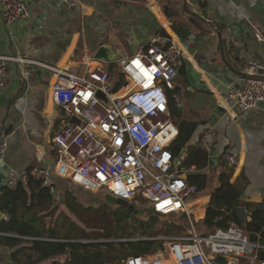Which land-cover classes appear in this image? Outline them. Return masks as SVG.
I'll list each match as a JSON object with an SVG mask.
<instances>
[{
	"label": "crops",
	"instance_id": "1",
	"mask_svg": "<svg viewBox=\"0 0 264 264\" xmlns=\"http://www.w3.org/2000/svg\"><path fill=\"white\" fill-rule=\"evenodd\" d=\"M26 1L31 8V16L27 19L5 24L4 16L0 11V54L23 56L76 73L83 72L85 61L89 60L92 66L100 61L105 62V66L114 73L116 71L114 60L109 62L94 60L95 53L101 45H110L115 50L119 49L120 55L125 56L138 53L142 46L156 37L165 38L168 42L173 41L184 52L180 58L176 81L179 77H185L184 86L179 87L178 94H173L174 101L187 118L201 121L193 135V137L198 135V140L194 144L199 146L201 138L207 135L213 152L218 151L220 155L233 154L235 163L225 165L235 167L234 178L243 173L246 187L241 196L242 201L264 203V102L258 108L243 111L226 96V82L241 76L234 74L225 65L217 37V30L221 29L223 37L228 39L229 43L237 41L244 45L239 54L241 59L236 60L241 71L246 72L249 58L264 62V41H260L250 27V23H255L264 32V0H163L165 4L158 0H83L84 4L80 10H85L86 14L81 13L80 10L61 8L57 1ZM129 3L132 5L129 6ZM136 3H140L139 6H136ZM190 11L200 14L211 25L193 18ZM190 19L193 23H190ZM173 23L178 25L177 29L173 27ZM180 25L188 27L193 34L187 43H182L179 36ZM161 28L168 32L169 38L161 35L159 32ZM91 51L94 52V56L89 54ZM231 57L235 59L233 53ZM40 69L44 68L37 64L10 63L8 84L6 88L0 89V142L7 141L5 152L0 154V177L5 178L0 197L7 189L16 191L23 187L28 201L18 207L17 218L21 227L38 235L29 236L0 231V264H18L14 260V253L20 246H31L30 240L33 239L70 242L76 240L64 239L56 234H54L55 238H50L51 234L44 237L45 231L42 228L44 222L53 219V211L50 213L46 209L49 204L61 206L67 202L71 203L69 199H73V192L76 189L69 184V181L73 185L79 184L73 183L70 179L57 178L55 193H51L36 181L20 184L15 189L7 186L12 171H23L54 163L57 156L53 142L54 134L60 126L68 123L65 113L52 100L53 74L45 69L49 71V75H37L36 72ZM24 70L31 73L27 79L23 76ZM190 70L200 73V80L203 81L204 86L199 87L192 83L198 79L189 72ZM176 81L175 85L178 87ZM174 95L179 97V102L175 100ZM180 155H184L186 161V152L181 151L177 156ZM210 159L212 160V157ZM221 163L224 162H219L217 159L213 165L209 163L208 193L204 194L206 189L189 200L194 226L196 219H204L206 216L211 196L210 188L213 190L219 187L218 175L223 169ZM7 168H11L10 173L7 172ZM187 168L191 169L187 175L190 181L191 176L200 173L195 167ZM192 172L196 173L191 175ZM206 172L207 169L204 170V173ZM82 197L86 196L82 195ZM196 206L201 208L202 212L204 209V214L199 218L195 214L196 210L198 211V208L195 210ZM244 208L245 218L248 219V209ZM181 215L186 216V231L184 227L181 233L164 236H178L188 232V216L177 214V216ZM10 219V213L0 208V225ZM113 219L115 228L118 226L123 236L104 238H127L123 234L127 231V229L123 231L124 223L128 220L127 213L124 212ZM135 223H138V220ZM47 228L49 229L50 226L47 225ZM216 229H207L202 233L196 228L201 235H208ZM244 232L248 235L246 231ZM257 236V240H260V236ZM10 237L21 238L20 244L13 246L8 240ZM138 237L145 236L129 238ZM109 243L113 242L106 243L103 248ZM98 245L89 246L90 249H95L94 246L98 247ZM263 251L264 249L258 250L255 261L250 258L245 259L250 264H264V261H260V253ZM32 253L34 259L37 258L36 252L29 248L21 252L19 258L28 261L27 257ZM58 259L63 262L65 256ZM51 261V259H43L35 264H49Z\"/></svg>",
	"mask_w": 264,
	"mask_h": 264
},
{
	"label": "built area",
	"instance_id": "2",
	"mask_svg": "<svg viewBox=\"0 0 264 264\" xmlns=\"http://www.w3.org/2000/svg\"><path fill=\"white\" fill-rule=\"evenodd\" d=\"M49 1L76 11L84 4L83 0ZM0 11L8 24L31 16L26 0H0ZM250 27L264 41V32L255 23ZM183 55L173 41L156 37L138 53L115 58L114 73L102 62L92 66L89 60L84 62L83 72L76 73L23 56L0 54V89L8 84L10 63L40 65L53 74L52 100L68 118L53 137L57 150L54 163L12 171L7 186L15 189L36 181L55 193L56 179L65 178L92 191L105 189L136 209L146 208L162 217L188 216L189 230L183 235L77 240L99 244L100 248L108 242L164 241L158 250L161 254L130 255L122 264H222L217 260L219 256L226 259V264H239L241 258L255 261L264 243L251 240L241 228L230 225L201 235L194 226L189 200L197 195L198 187L187 177L191 169L184 166V155L174 152L179 130L168 94L176 87ZM246 72L264 77V62L249 58ZM22 73L26 79L31 74L28 70ZM226 96L243 111L258 108L264 102V80L234 77L226 82ZM199 146L219 162L235 163L233 154H214L207 135ZM6 147V140L0 142V154Z\"/></svg>",
	"mask_w": 264,
	"mask_h": 264
},
{
	"label": "trees",
	"instance_id": "3",
	"mask_svg": "<svg viewBox=\"0 0 264 264\" xmlns=\"http://www.w3.org/2000/svg\"><path fill=\"white\" fill-rule=\"evenodd\" d=\"M175 29L178 25L173 23ZM159 32L162 36L169 38L168 32L161 28ZM179 87H175L174 90H170V109L174 118V122L178 127L179 134L175 142V153L179 155L182 149L186 152V161L184 166L195 167L200 173L191 176V181L197 185L198 193L203 192L208 188V170L210 163V155L202 150L199 146L192 143V137L200 125L201 121L198 119H190L185 116L184 111L179 109L177 103H175L173 94H178ZM222 170L218 175L219 187L211 190L210 200L207 205L206 216L203 219L204 226L208 230L216 229L218 227L226 228L231 224H236L240 228L244 229L250 236L251 240H257L260 236V240L264 243V203L243 202L241 196L245 190L246 185L243 182V173L237 178H234L235 167L225 165L221 163ZM207 172L204 173V170ZM44 189L42 188V191ZM28 201V196L23 187L18 188L16 191L5 190L0 197V208L7 210L11 219L5 224L0 225V231L13 232L20 235L38 236L36 233H30L20 226V221L17 218V209L21 205H25ZM244 206L248 209L249 218L241 219L238 208ZM220 217L218 220L217 218ZM182 219H186L185 215L177 217L180 222ZM181 223V222H180ZM178 222L169 223V231L171 234L181 233L184 230V226ZM113 231H110V233ZM124 232L123 234H125ZM123 236V235H119ZM134 236L133 234L130 236ZM54 234H51L52 238ZM106 237H112L111 234ZM21 238L10 237L8 240L13 246L20 244ZM64 239H71L64 237ZM31 246H20L14 253V260L18 264H35L43 259H51L49 264H122L123 260L130 255H138L142 253H154L163 248V242L159 240H147L140 239L136 241L121 242V243H109L104 248L99 246L97 253L81 254L76 259H70V250L74 249H90L87 244H81L70 241H50L44 239L30 240ZM34 250L37 258L34 259V253L29 255L28 261H22L19 258L21 252L26 249ZM124 249L123 257L120 256L117 249ZM99 250H102L100 252ZM65 256L64 261H60L58 258ZM122 260V261H121ZM260 261H264V251L260 253ZM250 264V262L242 258L241 264Z\"/></svg>",
	"mask_w": 264,
	"mask_h": 264
},
{
	"label": "rangeland",
	"instance_id": "4",
	"mask_svg": "<svg viewBox=\"0 0 264 264\" xmlns=\"http://www.w3.org/2000/svg\"><path fill=\"white\" fill-rule=\"evenodd\" d=\"M163 2V0H158V2ZM140 3H136V6H139ZM165 4V3H164ZM132 5L129 3V6ZM90 55L94 56V52H90ZM105 65L106 63H103ZM185 77H179L176 81L178 87L182 88L184 86ZM198 133V132H197ZM198 140V135L192 138V143H196ZM69 184L74 186L76 191L73 192V199H69L71 203L63 204L61 206H48L46 209L50 213L53 211V219L44 222V227L42 228L45 231L43 234L44 237L49 236V234H56L57 236L67 237L71 239H87L91 237L95 238H104L106 235L111 234L113 237L122 235L118 226L115 228L114 217L122 215L124 212L127 213V210L124 207H121L117 204L109 205L105 201L107 191L102 189L97 193L91 192L88 189H85L79 185H73L70 181ZM212 190V188H210ZM209 187L204 192L207 194ZM85 195L86 197H82ZM199 197V195H198ZM142 203H145L144 199H141ZM71 204V205H69ZM201 205V204H200ZM198 206L195 207V210ZM145 213L149 210L142 208ZM197 218L201 217L204 214L201 211V208L196 210ZM194 218L195 215L193 214ZM113 217V218H112ZM177 215L161 217V222L157 226H152L149 223H145L141 226H136L134 228L127 229L124 236L130 237L132 234L134 236H145V237H160L170 234L169 223L178 222L185 227L186 231V220L182 219L180 222L177 220ZM51 223V224H50ZM138 224V223H136ZM47 225L50 228H47ZM203 219L195 220V227L200 232L207 231V228L204 226ZM110 231H113L110 233ZM46 235V236H45ZM85 237V238H84ZM120 243V242H113ZM164 245V244H163ZM120 256L123 257L124 249H117ZM157 254H161V251H158ZM123 260V259H122ZM121 260V261H122ZM246 263V262H244ZM248 264V263H246Z\"/></svg>",
	"mask_w": 264,
	"mask_h": 264
},
{
	"label": "water",
	"instance_id": "5",
	"mask_svg": "<svg viewBox=\"0 0 264 264\" xmlns=\"http://www.w3.org/2000/svg\"><path fill=\"white\" fill-rule=\"evenodd\" d=\"M190 15L195 18L196 20H199L201 22H203L204 24H209V21L202 17L200 14H198L195 11H190ZM4 23L6 24V20L4 18ZM190 23H193V20L190 19ZM213 26V25H212ZM7 27V25H6ZM219 28V27H218ZM221 30V29H220ZM217 30V37H218V42H219V46H220V51H221V56L222 59L225 63V65L236 75H239L243 78L246 79H262L264 80V77H260L257 75H251L247 72H243L241 71V69L237 66L236 60H240L241 56L239 55L240 52L242 51V47H244V45L240 42H232L229 43L228 39L224 38L222 35V31ZM178 33L179 36L181 38L182 43H187L191 40L192 37V32L189 31V28L184 26V25H180L179 29H178ZM231 53L234 54L235 59L233 60L231 57ZM120 55L119 52H114V49L112 46L110 45H101L96 53H95V58L102 60V61H112L115 58H117ZM189 72H192V75H194V77H196L198 80H196V82H193V84L202 87L204 86L203 81H201V75L200 73L196 72V71H192L190 70ZM37 75H49V71L45 70V69H40L37 70L36 72ZM189 77V75H188ZM102 97H104L102 94H100ZM182 108V107H180ZM62 112L64 113L63 109ZM75 119H72V121H74ZM183 152L185 151V149L182 150ZM214 154L218 155V151H214ZM217 157H213L210 164L213 165L216 162ZM7 172H11V168H7ZM196 172H192L191 175L195 174ZM4 183H5V178L0 177V190L1 188L4 187ZM105 200L107 203H109L110 205H114V204H118L120 206L123 207H127V221L124 223V230L126 229H130V228H134L137 225L141 226L143 224H145L146 222L149 223L152 226H157L160 222H161V217L158 214H154L152 211H148L147 213L144 212V210H137L135 209V207L131 204H128V202L124 199H120V198H115L114 196L107 194L105 197ZM239 214L241 215V219L244 220L246 217V211L244 207H239L238 208ZM138 220V224L135 223V221ZM122 231V232H123ZM75 241V240H74ZM100 252H102V250H99ZM98 249H75L70 251L69 256L71 258H78L81 254H91V253H97ZM218 261H220L222 264H226L227 261L224 257L219 256Z\"/></svg>",
	"mask_w": 264,
	"mask_h": 264
},
{
	"label": "bare ground",
	"instance_id": "6",
	"mask_svg": "<svg viewBox=\"0 0 264 264\" xmlns=\"http://www.w3.org/2000/svg\"><path fill=\"white\" fill-rule=\"evenodd\" d=\"M193 203V202H192ZM192 207H194V204H192ZM197 217V216H196Z\"/></svg>",
	"mask_w": 264,
	"mask_h": 264
},
{
	"label": "clouds",
	"instance_id": "7",
	"mask_svg": "<svg viewBox=\"0 0 264 264\" xmlns=\"http://www.w3.org/2000/svg\"><path fill=\"white\" fill-rule=\"evenodd\" d=\"M74 242H77V240H75ZM82 244V243H81Z\"/></svg>",
	"mask_w": 264,
	"mask_h": 264
},
{
	"label": "flooded vegetation",
	"instance_id": "8",
	"mask_svg": "<svg viewBox=\"0 0 264 264\" xmlns=\"http://www.w3.org/2000/svg\"><path fill=\"white\" fill-rule=\"evenodd\" d=\"M125 208H127V207H125ZM123 221H124V219H123Z\"/></svg>",
	"mask_w": 264,
	"mask_h": 264
}]
</instances>
